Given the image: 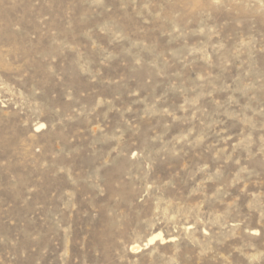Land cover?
I'll list each match as a JSON object with an SVG mask.
<instances>
[{"label": "rangeland", "instance_id": "rangeland-1", "mask_svg": "<svg viewBox=\"0 0 264 264\" xmlns=\"http://www.w3.org/2000/svg\"><path fill=\"white\" fill-rule=\"evenodd\" d=\"M0 264H264V0H0Z\"/></svg>", "mask_w": 264, "mask_h": 264}, {"label": "bare ground", "instance_id": "bare-ground-1", "mask_svg": "<svg viewBox=\"0 0 264 264\" xmlns=\"http://www.w3.org/2000/svg\"><path fill=\"white\" fill-rule=\"evenodd\" d=\"M157 240L163 241V239L161 238L160 234H156V235L154 234L153 237L151 236V238L148 240V242H147L146 245H148V244H152V243H154V242L157 241ZM146 245H145V246H146ZM137 248H139V247H137Z\"/></svg>", "mask_w": 264, "mask_h": 264}]
</instances>
